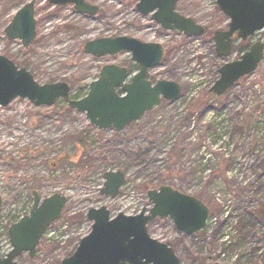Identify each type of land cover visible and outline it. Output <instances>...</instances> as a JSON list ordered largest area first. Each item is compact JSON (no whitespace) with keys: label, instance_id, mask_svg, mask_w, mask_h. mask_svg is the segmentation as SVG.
<instances>
[{"label":"rangeland","instance_id":"obj_1","mask_svg":"<svg viewBox=\"0 0 264 264\" xmlns=\"http://www.w3.org/2000/svg\"><path fill=\"white\" fill-rule=\"evenodd\" d=\"M29 1L0 0V55L24 67L39 84L65 82L71 98L85 97L88 84L97 79L102 66L129 69L134 65L129 52L96 58L83 52V44L128 36L162 46L163 59L148 77L152 82L178 83L183 98L155 108L118 133L91 126L84 113L69 109L62 100L50 107H35L17 98L6 107L0 106V258L11 249L8 228L29 213L34 190L42 199L60 194L67 203L60 219L40 239L34 258L24 253L16 259L17 264H59L90 232L91 222L85 216L91 208L105 206L111 216L149 209L146 191L155 189L159 178L164 179L171 167L169 145L183 134L185 144L178 145L181 152L173 159L177 158L178 170L190 174L166 176L173 180L165 185L201 200L210 216L207 230L183 237L186 250L177 254L180 264H212L210 259L204 263L203 258L209 255L206 242L214 233L219 235L215 264H236L232 260L239 255L238 264H250L251 257L264 264V223L257 224L245 242L236 245L229 241L239 214L264 204V116L258 115L264 111V58L252 75L215 97L208 90L218 78V68L239 54L218 58L211 37L187 38L178 31L162 29L151 14L137 12L139 0H86L98 8L94 17L76 13L72 4L55 6L34 0L37 37L24 48L19 39L8 41L2 30ZM176 11L211 34L227 28L228 19L217 9L215 0H178ZM258 41L264 43V30L246 43L236 40L234 44L243 47ZM54 58L60 68L56 71L50 70L55 65L48 66ZM203 102L214 109L201 120L194 114L188 126L181 125L184 110ZM214 111L222 113L219 117L225 124L207 133L206 125L215 121ZM236 126L241 130L238 133H234ZM40 130V141L22 140L23 133ZM198 144L202 145L200 150ZM151 147L143 168L130 160L133 152ZM107 171L126 175L120 195L113 200L99 193ZM147 229L151 237L162 242L181 238L169 219H155Z\"/></svg>","mask_w":264,"mask_h":264},{"label":"water","instance_id":"obj_2","mask_svg":"<svg viewBox=\"0 0 264 264\" xmlns=\"http://www.w3.org/2000/svg\"><path fill=\"white\" fill-rule=\"evenodd\" d=\"M63 6L72 4L74 11L94 17L98 8L86 0H46ZM178 0H139L135 8L141 15L151 14L152 20L164 30H177L185 37L204 35V28L176 11ZM34 0L24 4L3 29L8 41L19 39L28 48L36 38ZM217 9L228 19L225 30L214 31L212 42L218 58L232 56V40L244 42L264 30V0H215ZM83 52L96 58L130 53V61L137 72L129 76L124 67L106 64L96 80L88 85L85 97L70 99V87L65 82L40 85L25 68L0 55V106H8L14 99H27L35 107L52 106L57 99L68 108L84 113L91 126L99 130L121 132L163 101L173 102L181 96L178 83L147 79L148 71L160 65L162 46L143 42L133 37L98 38L84 43ZM264 57V43L255 42L237 59L224 62L217 70L218 78L209 88L220 97L239 80L252 75ZM121 93V94H120ZM100 195L115 199L125 183L120 171L103 174ZM33 204L28 215L8 228L11 249L0 258V264H17L16 259L27 253L33 259L36 247L45 230L61 216L67 199L53 194L41 200L32 192ZM151 208H143L137 215L118 213L110 216L105 206L91 208L86 219L91 222L90 232L78 243L74 252L60 264H180L179 257L166 243L152 238L147 224L156 218H168L177 232L194 235L202 231L209 219V208L198 198L161 185L146 193ZM2 198L0 196V210Z\"/></svg>","mask_w":264,"mask_h":264},{"label":"trees","instance_id":"obj_3","mask_svg":"<svg viewBox=\"0 0 264 264\" xmlns=\"http://www.w3.org/2000/svg\"><path fill=\"white\" fill-rule=\"evenodd\" d=\"M205 36L210 38L211 32L206 31ZM248 47H249L248 44H245L243 47L237 46L234 44L232 51L237 52L238 54H241L242 52L246 51L248 49ZM165 104H169V103L162 102V104L159 105L157 108H159L161 106H165ZM213 109L214 108H210L205 102H203L201 105H196L195 108H192V106H190L189 108L187 107V109L184 110L185 115L183 116V118L181 120V125L188 126L190 121H191L190 118L194 114H198V116L201 120L207 112L212 111ZM214 113H215L214 114V120L215 121L212 124L206 125L207 133L215 131V126H222L225 124L224 121L221 123V120H223V119H221L219 117V116H221L222 113L219 111H214ZM258 115L264 116V111H262V113H260ZM217 119H218V121L216 122ZM249 124H252V123H249ZM240 131L241 130L238 129V126H236V130L234 129V133H238ZM224 135H226V134H224ZM176 138H177V136L174 137L172 144L169 145L168 157L170 160L169 162L171 163V165H170L171 167L168 169V171H166L165 174H163L165 176L164 179L159 178L160 181L158 182V184L156 186L167 184L166 183L167 181L171 182L173 180V178H170L171 176H189V174H190V172H187V170H178V168L176 167L175 163H176L177 158L173 159V157L176 156L177 151L181 152L182 148H180V147L185 144L184 143L185 136L183 134H181L180 140H178L177 143H175ZM178 145H180V147H178ZM201 147H202V145H200V144H198L196 146V148H198L199 150L201 149ZM152 150L153 149L151 147V149L150 148L149 149H139L133 153L130 152V153H132V158L130 160H132V162H134L138 167L142 166V168H143V166H144L143 164L145 162V156L147 155V153L152 152ZM163 175H161V176H163ZM166 176H170V177L166 178ZM151 184L149 183L148 187ZM211 214H213V212ZM262 223H264V204H260L253 209H248V210L243 211L242 213L239 214V216L236 218L235 222L233 223V226L231 228L232 231L230 233V235L231 234L232 235L230 236L229 241H232L236 245H238L239 243L245 242L250 234L253 235V232L255 231L254 230L255 226L257 224H262ZM203 232L204 231H201V232L197 233V235H199L200 233H203ZM183 237H188V236L181 235L180 239L174 240V241L169 242V243L166 242L168 244V246H170L176 252V254H179L183 250H186V245H185V242L183 240ZM221 237H222V235H221ZM218 241H219V235L218 234L216 235V233H214L210 236L209 241L206 242V244H208L207 250H208L209 255L207 257L203 258L204 263H206V260L208 261L210 259L211 263L215 264L216 261L218 260L219 255L216 254V250H215V245L218 243ZM76 245L74 246V249L76 248ZM74 249L72 251H70L68 255H70L74 251ZM241 258H242V255H239L238 257L234 258L232 261L234 263L238 264L239 261L241 260ZM253 259H254V257L248 258V262L250 264H257L258 262L256 260L253 261Z\"/></svg>","mask_w":264,"mask_h":264},{"label":"bare ground","instance_id":"obj_4","mask_svg":"<svg viewBox=\"0 0 264 264\" xmlns=\"http://www.w3.org/2000/svg\"><path fill=\"white\" fill-rule=\"evenodd\" d=\"M89 30H90V29H87L86 32L89 31ZM83 32H84V30H83ZM58 55L61 56L62 54L59 53ZM53 65H55L54 68H53V69H50V70H52V71H56V70H59V69H60V68H59V64H57V58H54L53 61L50 62V63L48 64L49 67H53ZM57 66H58V67H57ZM41 132H42V131L40 130V131H36V134H32V133H23V134H22V140H23V141L30 140L31 142L40 141V140H41ZM34 133H35V132H34ZM50 137H51V136H50Z\"/></svg>","mask_w":264,"mask_h":264},{"label":"flooded vegetation","instance_id":"obj_5","mask_svg":"<svg viewBox=\"0 0 264 264\" xmlns=\"http://www.w3.org/2000/svg\"><path fill=\"white\" fill-rule=\"evenodd\" d=\"M237 40V38H236V36L235 35H233V42H235ZM248 40V39H247ZM246 40V41H247ZM246 41H244L243 43H246ZM239 42H242V41H239ZM134 66H133V68H127V71H128V74H129V76H131L132 74H134L135 72H134V70H135V68H136V70H137V65L136 64H133ZM147 79H150L148 76H147ZM121 94V93H120ZM125 175V174H124ZM125 179H126V175H125ZM35 191V190H34ZM32 192L33 191H31V197H32V204H33V196H32ZM37 194H38V192H37ZM39 195V194H38ZM40 197V196H39ZM41 198V197H40ZM41 200H42V198H41ZM112 200V199H111ZM32 207V206H31ZM31 209V208H30ZM30 211V210H29ZM28 215V214H27ZM47 230V229H46ZM24 254V253H23ZM27 254V253H26ZM36 254V253H35ZM28 255V254H27ZM35 256V255H34ZM29 258V257H28ZM34 258V257H33ZM30 259V258H29Z\"/></svg>","mask_w":264,"mask_h":264}]
</instances>
